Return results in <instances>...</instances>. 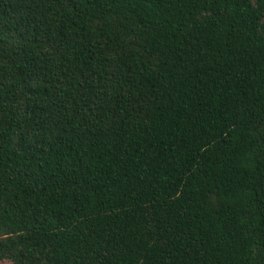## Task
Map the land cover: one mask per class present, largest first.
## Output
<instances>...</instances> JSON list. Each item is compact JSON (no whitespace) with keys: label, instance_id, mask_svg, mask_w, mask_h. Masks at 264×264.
I'll return each mask as SVG.
<instances>
[{"label":"trees","instance_id":"16d2710c","mask_svg":"<svg viewBox=\"0 0 264 264\" xmlns=\"http://www.w3.org/2000/svg\"><path fill=\"white\" fill-rule=\"evenodd\" d=\"M264 264V0H0V262Z\"/></svg>","mask_w":264,"mask_h":264},{"label":"rangeland","instance_id":"374dc122","mask_svg":"<svg viewBox=\"0 0 264 264\" xmlns=\"http://www.w3.org/2000/svg\"><path fill=\"white\" fill-rule=\"evenodd\" d=\"M0 264H12V263L9 260H4V261H1Z\"/></svg>","mask_w":264,"mask_h":264}]
</instances>
